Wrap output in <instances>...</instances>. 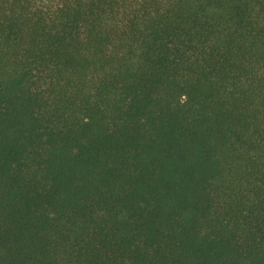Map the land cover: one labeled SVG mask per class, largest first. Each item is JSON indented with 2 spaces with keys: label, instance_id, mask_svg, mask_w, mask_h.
<instances>
[{
  "label": "trees",
  "instance_id": "trees-1",
  "mask_svg": "<svg viewBox=\"0 0 264 264\" xmlns=\"http://www.w3.org/2000/svg\"><path fill=\"white\" fill-rule=\"evenodd\" d=\"M0 264H264V0H0Z\"/></svg>",
  "mask_w": 264,
  "mask_h": 264
}]
</instances>
